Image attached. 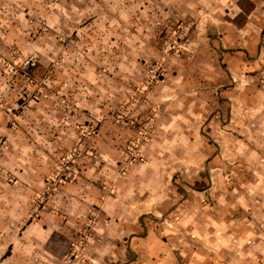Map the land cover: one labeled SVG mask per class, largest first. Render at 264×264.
Returning a JSON list of instances; mask_svg holds the SVG:
<instances>
[{"label":"rangeland","instance_id":"1","mask_svg":"<svg viewBox=\"0 0 264 264\" xmlns=\"http://www.w3.org/2000/svg\"><path fill=\"white\" fill-rule=\"evenodd\" d=\"M190 2L0 0V264H73L141 192L149 227L264 198V49L231 73ZM31 229L58 261L22 252Z\"/></svg>","mask_w":264,"mask_h":264},{"label":"crops","instance_id":"2","mask_svg":"<svg viewBox=\"0 0 264 264\" xmlns=\"http://www.w3.org/2000/svg\"><path fill=\"white\" fill-rule=\"evenodd\" d=\"M192 12L196 17L205 14V20L210 22V43L231 73H240L233 60L252 58L264 49V0H191L185 13ZM141 194L138 202L123 212L117 209V202H105L102 209L112 220L101 222L95 229L88 240L84 257L87 261L82 264H264V198H254V204L228 196L200 212L198 197L188 196L175 219L173 215L158 222V227H149L137 218L146 212L151 201L152 212L157 198L162 196L146 191ZM237 206L253 211L258 224L246 223L236 216ZM31 236L33 242L29 240ZM43 236L46 235L41 231L27 230L25 243L20 244L22 252L39 253L35 254V261L44 257L41 253L49 260L60 258L50 241L43 243ZM77 258L73 264H77Z\"/></svg>","mask_w":264,"mask_h":264},{"label":"built area","instance_id":"3","mask_svg":"<svg viewBox=\"0 0 264 264\" xmlns=\"http://www.w3.org/2000/svg\"><path fill=\"white\" fill-rule=\"evenodd\" d=\"M81 254H82V252H81V253L79 254V256H78V262H77V263H81V262H83L84 257H83V258L80 257V256H82Z\"/></svg>","mask_w":264,"mask_h":264}]
</instances>
